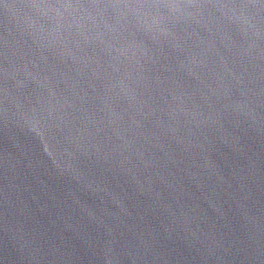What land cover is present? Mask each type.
Segmentation results:
<instances>
[{"label":"water","instance_id":"obj_1","mask_svg":"<svg viewBox=\"0 0 264 264\" xmlns=\"http://www.w3.org/2000/svg\"><path fill=\"white\" fill-rule=\"evenodd\" d=\"M0 264H264V0H0Z\"/></svg>","mask_w":264,"mask_h":264}]
</instances>
